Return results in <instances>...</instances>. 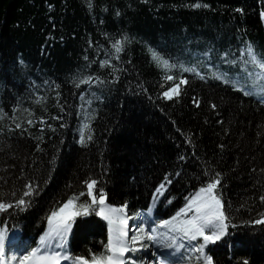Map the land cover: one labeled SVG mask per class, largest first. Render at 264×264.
Returning <instances> with one entry per match:
<instances>
[{
    "label": "trees",
    "instance_id": "trees-1",
    "mask_svg": "<svg viewBox=\"0 0 264 264\" xmlns=\"http://www.w3.org/2000/svg\"><path fill=\"white\" fill-rule=\"evenodd\" d=\"M91 2L89 10L86 0H0V109L7 113H0V198L11 201L27 191L26 184L39 185L31 207L0 214V225L9 226V235L20 230L35 247L50 209L73 193H86V179H96L109 202L127 204L132 215L153 207L164 175L181 171L170 177L173 183L153 207L158 220L168 219L208 180V170L222 174L220 191L236 225L220 243L209 245L214 259L264 264V225L248 223L264 215L261 94L252 89L254 94L245 96L210 76L200 80L183 73L188 83L182 95L169 100L162 92L178 80L165 82L149 52L151 46L173 62H199L205 73L220 70L242 80V69L223 63L222 54L239 63L241 56L247 59L243 49L249 41L264 52V0H202L211 7L200 9L186 7L196 0ZM123 34L131 40L116 59L112 44ZM109 58L119 71L99 66ZM171 74L181 75L179 69ZM89 75L105 83H73ZM85 123L91 124L93 140L81 145ZM181 155L186 159L178 160ZM102 242L107 223L93 214L77 219L67 247L87 255L101 251Z\"/></svg>",
    "mask_w": 264,
    "mask_h": 264
},
{
    "label": "snow or ice",
    "instance_id": "snow-or-ice-1",
    "mask_svg": "<svg viewBox=\"0 0 264 264\" xmlns=\"http://www.w3.org/2000/svg\"><path fill=\"white\" fill-rule=\"evenodd\" d=\"M143 2L147 3L148 0H143ZM86 3L88 9L91 10L93 8L91 0H86ZM186 7L200 9L210 8L211 5L202 2V0H196V2L186 5ZM237 11L242 13L244 10L240 8ZM116 15H120L119 10L116 11ZM261 16L264 17V12L261 13ZM130 40L131 38L128 35L123 34L121 39L112 44L116 59H120L119 54L125 51V46L130 43ZM210 51L211 49L202 55L208 56ZM243 51L246 53L247 59L241 56L239 63L235 59H228V52L222 54L223 63L230 66L236 65L242 69L243 79L233 81L229 78L227 72L221 73L220 70H216L215 72L205 73L201 71L199 62L192 66H186L179 61L173 62L175 58L166 56L161 51L149 46L151 59L157 67L162 69L165 82L178 80L162 92L164 98L171 100L175 97L178 99L182 95V85L188 83V79L182 74L191 73L200 80H207L210 76L212 79L224 84H231L245 96H252L254 94L252 89H256L261 94V102L264 103V52H257L251 41L246 43ZM84 59L88 60V57L85 56ZM18 62L20 64L24 63L22 59ZM99 66L101 68L111 67L113 72L119 71L112 64L110 58L99 61ZM176 69H179L181 73L179 77H174L171 74ZM118 79V76L114 77V80ZM73 83L76 87H79L81 84L102 85L105 81L98 76L89 75L80 78L78 82L73 81ZM144 90L146 91V89ZM59 95L60 93L57 92L58 97ZM93 95L95 94L93 93ZM80 98L81 100L84 99L83 96ZM192 102L197 107L200 106V101L193 99ZM87 103L90 105L92 101L88 100ZM60 107L63 111L64 106L60 105ZM211 107L215 109L217 105L213 103ZM0 113H3V109H0ZM3 115H7V113H3ZM11 119L15 123L16 117H11ZM39 119L41 123L44 122V117ZM55 119L61 120L63 117L57 116ZM27 123L32 125L34 121L28 119ZM21 127L20 123H16V128ZM49 127L51 126L49 125ZM186 139L189 144H192L190 136ZM92 140L91 124L85 123L80 129L79 143L86 145ZM220 147L223 148L224 145H220ZM185 159L186 157L183 155L178 157V160L181 161ZM172 175L179 177L181 171L164 175L162 182L155 188V193L158 195L152 197L153 207L156 205L158 196H165L168 186L173 183L170 178ZM205 175L209 176L208 180L194 194L186 198L183 207L179 208L175 215L168 219L160 220L152 218L153 207H148L146 213L136 212L129 215L127 204L109 203L108 193L105 189L103 187L97 188L98 181L96 179H86L83 181L86 185V193L85 191L73 193L66 200L57 202V205L50 209L45 217L46 229L39 236V241L35 247L20 248L17 245V250L12 251L9 255L10 229L6 223L0 225V264H64V262H70V264H153V261H149L146 255L139 259H133L130 255V253L142 250L145 252L150 251L153 257H159L155 264H217L214 255L210 254L209 245L216 244L228 235L230 226L234 228L236 225L231 223L226 210V202L220 191L222 174L214 172L209 175L208 170H205ZM25 187L27 191L19 198L11 201L0 198V214L9 213V210L24 212L31 207L33 201L30 197L39 194V185L34 186L28 183ZM86 194L88 199L82 200L81 197ZM11 195L15 197L16 193L13 192ZM259 199L264 201V195H261ZM165 201L168 204L172 203V199L167 197H165ZM93 214L107 221V242H102L101 251L89 250L87 255H74L67 247L73 227L76 225L78 218ZM134 217L139 219V223L132 227L129 225V221ZM248 223L264 225V215H261L257 220H250ZM181 239L189 242L196 241L197 243L195 245H185L179 242ZM185 249H187V254L184 252ZM165 251L168 252V256L164 255ZM177 254H180L179 260L175 259ZM242 264H249V261L244 259Z\"/></svg>",
    "mask_w": 264,
    "mask_h": 264
},
{
    "label": "rangeland",
    "instance_id": "rangeland-1",
    "mask_svg": "<svg viewBox=\"0 0 264 264\" xmlns=\"http://www.w3.org/2000/svg\"><path fill=\"white\" fill-rule=\"evenodd\" d=\"M123 138H124V136H123ZM122 140H123V139H122ZM100 218H101V217H100ZM101 219H102V218H101ZM221 240H222V239H221ZM221 240H220V241H221ZM220 241H218V242H220ZM139 252L142 254V253H144L145 251L142 250V251H139ZM135 253H136V252H135ZM147 253H149V254L151 255V252H150V251H148ZM164 255H165V256H168V252L165 251ZM148 256H149V255H148ZM151 256H152V255H151ZM139 258H140V257H139ZM139 258H138V259H139ZM158 259H159V257H155V259H149V261H153V264H155V262L158 261ZM176 260H179V259L176 258ZM64 264H70V262H64Z\"/></svg>",
    "mask_w": 264,
    "mask_h": 264
},
{
    "label": "water",
    "instance_id": "water-1",
    "mask_svg": "<svg viewBox=\"0 0 264 264\" xmlns=\"http://www.w3.org/2000/svg\"><path fill=\"white\" fill-rule=\"evenodd\" d=\"M107 199H108V197H107Z\"/></svg>",
    "mask_w": 264,
    "mask_h": 264
}]
</instances>
